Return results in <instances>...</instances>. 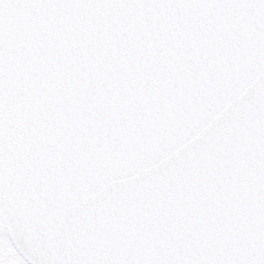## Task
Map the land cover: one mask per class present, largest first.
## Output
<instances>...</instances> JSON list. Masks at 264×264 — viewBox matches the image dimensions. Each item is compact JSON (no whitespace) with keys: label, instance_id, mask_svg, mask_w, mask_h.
Wrapping results in <instances>:
<instances>
[{"label":"snow or ice","instance_id":"1","mask_svg":"<svg viewBox=\"0 0 264 264\" xmlns=\"http://www.w3.org/2000/svg\"><path fill=\"white\" fill-rule=\"evenodd\" d=\"M0 264H264V0H0Z\"/></svg>","mask_w":264,"mask_h":264}]
</instances>
